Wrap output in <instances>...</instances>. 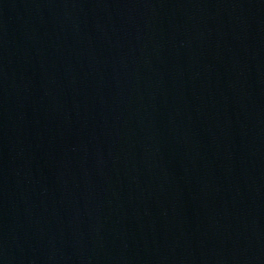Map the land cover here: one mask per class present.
I'll list each match as a JSON object with an SVG mask.
<instances>
[{
	"label": "water",
	"instance_id": "1",
	"mask_svg": "<svg viewBox=\"0 0 264 264\" xmlns=\"http://www.w3.org/2000/svg\"><path fill=\"white\" fill-rule=\"evenodd\" d=\"M0 264H264V0H0Z\"/></svg>",
	"mask_w": 264,
	"mask_h": 264
}]
</instances>
